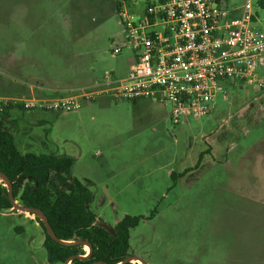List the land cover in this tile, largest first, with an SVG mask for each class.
<instances>
[{"label": "rangeland", "instance_id": "obj_1", "mask_svg": "<svg viewBox=\"0 0 264 264\" xmlns=\"http://www.w3.org/2000/svg\"><path fill=\"white\" fill-rule=\"evenodd\" d=\"M117 8L114 0H0V55L9 56L0 58V95L126 74L135 54L113 52L126 41ZM14 46L23 50L15 69ZM226 84L208 114L178 124L161 102L110 95L70 111L18 107L9 119L20 150L74 157L72 174L93 191L98 221L144 216L130 244L149 264H264V90ZM186 168L174 183L172 170ZM45 236L35 214L0 210V264H64L48 260Z\"/></svg>", "mask_w": 264, "mask_h": 264}, {"label": "built area", "instance_id": "obj_2", "mask_svg": "<svg viewBox=\"0 0 264 264\" xmlns=\"http://www.w3.org/2000/svg\"><path fill=\"white\" fill-rule=\"evenodd\" d=\"M126 33L123 46L135 54L125 75L106 71L74 87L26 83L27 93L0 95V107L27 110H75L101 95L114 99L150 98L170 106L178 124L188 116L208 114L215 94L227 97L226 82L264 90V29L259 0H152L141 12L117 0Z\"/></svg>", "mask_w": 264, "mask_h": 264}, {"label": "trees", "instance_id": "obj_3", "mask_svg": "<svg viewBox=\"0 0 264 264\" xmlns=\"http://www.w3.org/2000/svg\"><path fill=\"white\" fill-rule=\"evenodd\" d=\"M258 3L264 8V0H259ZM8 92L26 93L25 89L20 87H13L3 94ZM14 106L25 109L21 105L13 104L0 107V171L5 172L12 180L14 195L19 201L39 207L45 212L59 238L65 240L82 238L91 242L93 251L90 256L74 258L70 264L92 262L117 264L130 253H135L130 244L131 229L136 227L144 216L126 214L113 226L109 224L113 227L114 233L104 227L92 208L95 197L93 191L72 174L75 161L73 156L19 149L18 138L9 119V111ZM188 170L189 168L183 171L172 170L171 177L174 183ZM12 207L7 187L2 180L0 210ZM36 218L44 227L42 220L38 216ZM44 246L50 262L64 263L74 254L87 253L84 244H64L54 240L47 232ZM122 264L140 263L136 261Z\"/></svg>", "mask_w": 264, "mask_h": 264}, {"label": "water", "instance_id": "obj_4", "mask_svg": "<svg viewBox=\"0 0 264 264\" xmlns=\"http://www.w3.org/2000/svg\"><path fill=\"white\" fill-rule=\"evenodd\" d=\"M0 178L4 181L5 186L7 187L8 190V195H9V199L12 203V208H15L17 210H22V211H27L31 214H35L36 216H38L43 224L44 227L46 229V232L56 241L64 243V244H84V245H88L89 246V250L87 251V253L85 255L82 254H74L72 256H70L69 258H67L64 261V264H70L72 259L74 258H86L89 257L90 254L93 251V246L91 244V242L87 239H77V240H65V239H61L57 236V234L55 233L49 219L48 216L45 214V212L36 206H30V205H26L23 204L21 201H19L15 195H14V188H13V182L10 179V177L3 171H0ZM102 225L104 227H106L107 229H109L111 232H115L113 227L110 226L107 222L102 221ZM136 261H140L142 264H149L148 260L146 258H144L143 256H141L140 254L137 253H130L129 255H127L121 262L117 263V264H122V263H126V262H136ZM91 264H108L105 262H92Z\"/></svg>", "mask_w": 264, "mask_h": 264}, {"label": "crops", "instance_id": "obj_5", "mask_svg": "<svg viewBox=\"0 0 264 264\" xmlns=\"http://www.w3.org/2000/svg\"><path fill=\"white\" fill-rule=\"evenodd\" d=\"M133 1H135V0H127V3H128V5L132 8V6H134L135 4L134 3H132ZM117 3H118V1L117 0H114V7L117 5ZM145 8V7H144ZM143 8V9H144ZM142 9V10H143ZM141 10V11H142ZM22 52H23V50H22V47H20V48H17L16 46H14V48H13V50H12V54H11V59H12V68H14L15 69V66L18 64V62H17V60L20 58V56H21V54H22ZM0 58H9V56H3V55H0ZM133 65V64H132ZM132 65H131V67H132ZM130 67V68H131ZM130 70V69H129ZM128 70V71H129ZM125 75V74H124ZM60 87H73V86H60ZM26 93L28 92V91H25ZM257 107L258 108H262L263 106H262V102L261 103H259L258 105H257ZM15 108H18L17 106H14L12 109H15ZM203 252H205V250H203Z\"/></svg>", "mask_w": 264, "mask_h": 264}, {"label": "bare ground", "instance_id": "obj_6", "mask_svg": "<svg viewBox=\"0 0 264 264\" xmlns=\"http://www.w3.org/2000/svg\"><path fill=\"white\" fill-rule=\"evenodd\" d=\"M86 246H88V245H86ZM89 250V246H88V249H87V251ZM140 262V261H139ZM141 263V262H140ZM142 264V263H141Z\"/></svg>", "mask_w": 264, "mask_h": 264}]
</instances>
